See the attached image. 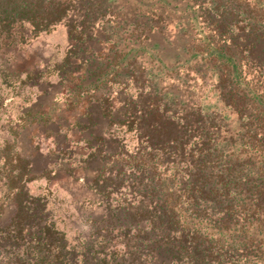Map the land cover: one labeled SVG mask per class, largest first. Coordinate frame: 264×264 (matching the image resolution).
Returning a JSON list of instances; mask_svg holds the SVG:
<instances>
[{
  "label": "rangeland",
  "instance_id": "1",
  "mask_svg": "<svg viewBox=\"0 0 264 264\" xmlns=\"http://www.w3.org/2000/svg\"><path fill=\"white\" fill-rule=\"evenodd\" d=\"M244 16L255 17L250 44L224 21L245 33ZM14 141L33 170L25 191L78 264H194L180 249L196 255L184 241L210 235L218 214L179 209L166 233L146 220L157 199L180 203L187 164L261 166L251 178L264 185V0H75L47 32L18 26L0 44L1 160ZM3 175L0 227L17 209ZM237 204L224 230L240 228L245 245L226 236L211 264H264V200Z\"/></svg>",
  "mask_w": 264,
  "mask_h": 264
},
{
  "label": "trees",
  "instance_id": "2",
  "mask_svg": "<svg viewBox=\"0 0 264 264\" xmlns=\"http://www.w3.org/2000/svg\"><path fill=\"white\" fill-rule=\"evenodd\" d=\"M218 3L221 2H212L209 12H212L213 16L221 18L222 14L219 13L221 8L219 5L217 6ZM74 5L75 0H0V44L9 40L17 27L24 23L29 24L33 32L37 34L49 31L69 14ZM236 15L240 14L237 12ZM254 19L255 17L252 16H244V20L249 21L245 33L246 29L238 27L237 19L234 17L225 18L224 21H227V26L236 27L241 36L247 39L250 44L257 37L254 24L251 23ZM254 22L259 23L257 19ZM225 60L231 64L233 75H236L238 79L240 71L237 63L230 55ZM103 109L105 110L104 107ZM15 144L14 141L13 144L7 145L6 154L2 160L0 157V162L2 161L0 170L4 174L3 179L7 192L17 204L16 212L10 223L5 227H0V264H78L80 259L79 250L76 251L77 246L67 242L64 234L56 228L48 214L42 212L36 205L37 198H32L25 191V184L34 178L31 173L33 170L28 165L30 164L29 160L18 154ZM204 151V148H200L201 154ZM226 161L227 158H221V162L224 164L218 163L217 169L212 171H207L204 166L185 165L184 172L188 178L184 183L182 182L180 203L178 201L175 203L172 196H169V201L166 199L168 196L157 199L153 217L146 220L151 227L161 233H166L169 229L168 226L174 223L175 215L179 209L181 212L190 207L194 212L206 210L218 214L217 222L219 224L215 231H210V235L199 234L190 237L189 241H184L185 247L188 243L195 250L196 255L191 252L187 253L186 249L182 247L180 259L187 258L194 264H211L212 260L221 263L220 259L212 254V250L219 247L220 241L225 240L226 236L235 245H245V239L239 241L242 234L239 231L240 228L230 234L226 233L224 229L227 226L226 221L234 215L235 211H239L232 208L238 205V201L245 197H249L251 201L255 202L264 200L263 183L251 178V174L262 167L252 168L247 174L241 170H233L232 167L227 166ZM155 165L160 166V163H155ZM208 175H215L216 179L214 181L207 180ZM203 178L204 180H202ZM167 190L170 191L169 188ZM148 192L147 196L150 198L155 194V191ZM175 206L176 211L174 210ZM239 206H243V204L239 203ZM185 221L184 225L180 223V230L174 229V234L180 232L181 238L186 229H190V224ZM195 224L203 226L200 221ZM182 242L180 241V244ZM146 256L150 257V253H146Z\"/></svg>",
  "mask_w": 264,
  "mask_h": 264
},
{
  "label": "crops",
  "instance_id": "3",
  "mask_svg": "<svg viewBox=\"0 0 264 264\" xmlns=\"http://www.w3.org/2000/svg\"><path fill=\"white\" fill-rule=\"evenodd\" d=\"M152 33H153V32H152ZM152 47H153V45H152ZM148 56H149V54L146 53V57H145V59H146V58H149ZM172 58H177V56H173ZM152 61H153V60H152ZM152 63H153V62H152ZM177 76H178V75H177Z\"/></svg>",
  "mask_w": 264,
  "mask_h": 264
}]
</instances>
